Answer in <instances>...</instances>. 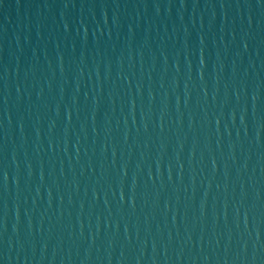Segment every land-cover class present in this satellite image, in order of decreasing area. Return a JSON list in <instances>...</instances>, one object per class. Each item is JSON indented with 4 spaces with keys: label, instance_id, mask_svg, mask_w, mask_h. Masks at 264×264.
<instances>
[{
    "label": "water",
    "instance_id": "water-1",
    "mask_svg": "<svg viewBox=\"0 0 264 264\" xmlns=\"http://www.w3.org/2000/svg\"><path fill=\"white\" fill-rule=\"evenodd\" d=\"M0 264H264V0H0Z\"/></svg>",
    "mask_w": 264,
    "mask_h": 264
}]
</instances>
